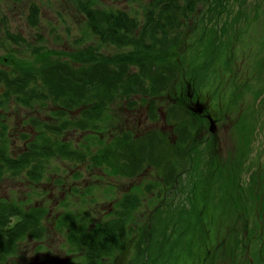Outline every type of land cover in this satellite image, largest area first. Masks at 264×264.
Instances as JSON below:
<instances>
[{"label": "rangeland", "instance_id": "374dc122", "mask_svg": "<svg viewBox=\"0 0 264 264\" xmlns=\"http://www.w3.org/2000/svg\"><path fill=\"white\" fill-rule=\"evenodd\" d=\"M149 1L97 0L99 8L126 10L141 20ZM34 4L39 7L37 25L28 22ZM227 6L214 22L208 20L209 6L200 5L193 15L196 30L188 28L184 35L190 48L180 49L186 81L194 74L190 91L208 101L219 120L216 134L200 116L204 108L193 110L194 114L181 112V107H170L177 95L168 94L157 103V121L149 119L148 104L138 102L130 108L117 99L109 109V129L101 135L107 143L111 135L127 129L137 136L160 132L174 145L180 138L182 153L189 151L188 141L193 139L194 149L202 155L193 151L188 163L192 168L180 176V187L162 197L155 185L159 170L151 165H145L140 175L116 176L106 167L104 171L63 158L48 161L39 182L26 174L7 175L0 180V202L47 208L43 223L48 233L40 241L24 239L17 255L5 264H86V249L73 250L59 218L72 211L93 228L115 217L118 202L128 192L141 199L127 225L135 232H119L128 236L126 243L119 238L109 246L114 254L102 257L106 264H264V0H230ZM239 12L246 15L238 16ZM1 19L0 37L8 40L15 59L34 60L29 44L72 52L99 43L75 0H0ZM212 27L215 47L204 52L198 41ZM101 49L106 54L119 51L112 45ZM14 71L18 72L9 66L11 77ZM0 100V142L7 137L14 156L28 150L27 143L36 135L33 120L59 123L53 114L58 106L50 99L45 105L41 101L24 105L15 96ZM4 127H8L5 137ZM87 134L70 130L60 138L85 151ZM92 145L94 151L100 148ZM158 153L162 154L160 148ZM181 162L182 167L186 158ZM147 184L155 188L148 191ZM143 234L149 235L148 239L144 235V246Z\"/></svg>", "mask_w": 264, "mask_h": 264}, {"label": "trees", "instance_id": "16d2710c", "mask_svg": "<svg viewBox=\"0 0 264 264\" xmlns=\"http://www.w3.org/2000/svg\"><path fill=\"white\" fill-rule=\"evenodd\" d=\"M229 1L150 0L143 6L141 20L126 10L99 8L97 0H75L87 18L88 27L98 36V45L67 52L44 44L28 43L33 61L9 56L10 65L18 72L14 71L13 78L9 75V83H6L8 96H15V100L24 105L35 101L45 105L47 99H52L59 106V123L39 122V133L30 142L31 148L16 160L9 158L4 143L0 150V178L6 170L17 175L25 171L31 180L39 181L47 159L58 156L82 163L90 158L92 166H104L110 175L133 177L141 173L145 165L156 166L160 180L155 185L162 186L164 182L163 186H173L183 164L180 163L181 158H186V164L191 162L195 148L189 146V151L182 153L180 138L174 145L164 135L134 137L124 132L97 151L89 146L83 151L60 136L70 130L91 129L96 132L92 137L97 140L93 142L103 144L98 132L110 119L108 110L117 99L126 101L130 107L138 102L149 104L151 116L156 119L160 98L169 93L181 98L185 91L188 73L184 69L183 51L180 49L188 51L190 48L184 35L188 28L195 31L198 26L193 15L200 5L209 6L208 20L215 22L228 10ZM262 2L255 4L256 9L263 5ZM241 14L246 15V12H239L238 16ZM238 20V17L234 19ZM28 22L31 25L39 23L36 4L31 8ZM200 39L198 45L204 48V52L210 50V46L213 48L216 41L213 27L203 31ZM104 45L115 46L119 51L106 54L101 49ZM191 74L188 75L189 80L193 81L194 74ZM77 109L80 114L71 116ZM185 138L190 139L187 133ZM158 148L162 154L158 153ZM163 149L166 150L164 154ZM155 185L146 189L151 190ZM140 200V195L135 192L125 193L118 202L116 216L97 223L93 228H88L72 212H66L59 218V226L69 228L73 250L86 249V264H106L102 257L114 254L108 250L109 246L114 247L119 238L126 243L128 236L124 237L119 232L133 233L134 228L127 225L133 212L140 207ZM47 214L48 210L43 206L24 209L16 203H0V264L16 254L19 241L46 237L48 230L43 220ZM13 217L17 218L16 222H12Z\"/></svg>", "mask_w": 264, "mask_h": 264}, {"label": "flooded vegetation", "instance_id": "af4514ba", "mask_svg": "<svg viewBox=\"0 0 264 264\" xmlns=\"http://www.w3.org/2000/svg\"><path fill=\"white\" fill-rule=\"evenodd\" d=\"M4 20H0V24H3ZM0 96L2 97H8L6 95V83H9V48H8V40L7 39H3L0 37ZM1 84L4 85V87H1ZM190 84H188L187 89H186V93L182 94V104L183 106L189 110L190 107H192L197 101H200L202 103H204L205 108H204V112L200 115L203 118H207V114H212L208 105L207 101H203L202 97H200V95H196L195 90L193 89L192 91H190L189 89ZM2 103V101L0 100V104ZM191 111V110H189ZM217 124L219 123L218 119L216 118ZM218 129V125L216 127V130ZM216 134V133H215Z\"/></svg>", "mask_w": 264, "mask_h": 264}, {"label": "water", "instance_id": "95a60500", "mask_svg": "<svg viewBox=\"0 0 264 264\" xmlns=\"http://www.w3.org/2000/svg\"><path fill=\"white\" fill-rule=\"evenodd\" d=\"M211 118V117H210ZM211 121H212V123H211V127H212V129H213V127H214V121L211 119Z\"/></svg>", "mask_w": 264, "mask_h": 264}]
</instances>
